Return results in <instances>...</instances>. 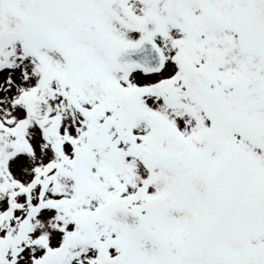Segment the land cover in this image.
I'll return each mask as SVG.
<instances>
[{"label":"rangeland","instance_id":"1","mask_svg":"<svg viewBox=\"0 0 264 264\" xmlns=\"http://www.w3.org/2000/svg\"><path fill=\"white\" fill-rule=\"evenodd\" d=\"M8 2L30 26L5 39L0 14V215L13 207L10 216L22 220L45 204L48 211L35 214L17 247L16 228H0V264H96L105 255L114 264H171L170 256L192 245L203 213L188 189L194 163L227 214L223 224L208 218L219 230L218 249L235 260L253 253L264 264V238L258 239L264 236V152L244 130L246 124L264 129V58L234 56L235 84L226 79L232 59H224L223 117L211 126L197 106L181 105L172 114L155 90L168 77L165 69L117 70L103 40L119 44L130 37L108 14L106 0H49L36 18L32 0ZM9 144L20 152L2 162ZM238 187L258 206L240 218ZM115 201L140 206L162 247L145 233L131 240L107 227L104 209ZM83 219L94 228L84 229Z\"/></svg>","mask_w":264,"mask_h":264},{"label":"flooded vegetation","instance_id":"2","mask_svg":"<svg viewBox=\"0 0 264 264\" xmlns=\"http://www.w3.org/2000/svg\"><path fill=\"white\" fill-rule=\"evenodd\" d=\"M183 10L191 21L190 30L169 19L167 0H157L161 28L156 42L165 57H233L241 52L240 41L249 35L256 45L246 54L264 57V43L248 28L255 15L264 17V0L255 3L254 11L243 0H186Z\"/></svg>","mask_w":264,"mask_h":264},{"label":"water","instance_id":"3","mask_svg":"<svg viewBox=\"0 0 264 264\" xmlns=\"http://www.w3.org/2000/svg\"><path fill=\"white\" fill-rule=\"evenodd\" d=\"M6 11V10H5ZM6 11V15H8ZM14 18L8 16V24L11 23L10 27L8 30H15V29H23L25 27V23L22 20L17 19L16 22ZM12 22H15L14 25ZM151 50V51H150ZM141 51V46L135 47L131 50L128 51L127 57H126V62L128 61L129 64L132 62H140L141 55L139 52ZM144 53H146L147 56L142 57V62L144 64V67L147 69H152L155 67L156 62H155V56H154V51L153 48L150 46V49L146 48L144 50ZM137 54V55H136ZM117 61L119 63L122 62L120 58L117 57ZM11 149V148H9ZM191 187L194 191L195 196L199 197L202 204H209L210 199H209V189H208V184L207 181L199 174L197 173H191ZM134 219L138 220L139 224L140 218L136 215L134 216ZM183 258L186 262L190 264H229L227 263L226 260H223V258L218 257L212 250H211V241L210 237L206 240V238H202L201 240L198 241V244L190 250H185ZM206 260V261H205ZM245 264H254L252 261H249L248 263Z\"/></svg>","mask_w":264,"mask_h":264}]
</instances>
